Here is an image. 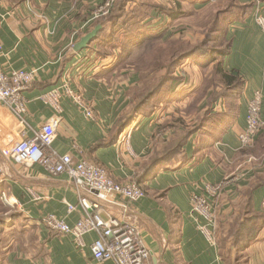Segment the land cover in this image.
Returning a JSON list of instances; mask_svg holds the SVG:
<instances>
[{"label":"crops","instance_id":"1","mask_svg":"<svg viewBox=\"0 0 264 264\" xmlns=\"http://www.w3.org/2000/svg\"><path fill=\"white\" fill-rule=\"evenodd\" d=\"M257 1L180 0L178 11L183 15L179 18L162 19L164 14H154L144 21L151 32L140 37L119 36L111 46L99 38L100 32L99 39L77 52L81 39L100 25L94 15L104 0H0V69L36 71L26 92L23 118L29 136L54 123L58 138L53 149L60 155L100 165L120 183L142 182L145 196L132 208L129 220L139 228L150 251L144 264H264V132L251 149H243L239 142L255 92L262 94L264 116V32L256 22ZM232 2L250 9L223 26L228 49L224 70L244 83L228 130L217 135L216 141L202 131L187 137L210 108L208 98L213 90L204 94L202 87L212 69L204 74L188 61L178 70L187 85L175 90L172 100L157 106L152 114L137 116L121 134L120 127L134 113L135 93L142 88L144 65L140 66L137 49L161 35L164 41L185 38L193 42L185 22L206 10L214 11V16ZM259 7L264 17V0ZM152 20L166 24L153 25ZM207 26L200 28L195 41L206 38ZM66 78L92 104L94 119H88L68 98L62 100V113L56 117L42 100ZM211 110L225 111L224 101ZM0 123L9 131L19 127L18 119L2 105ZM129 131L130 151L124 140ZM176 132L180 139L187 137L181 151L150 171L154 157L172 145ZM212 187L218 188L215 197L210 194ZM0 192V209L9 208L3 218L9 222V214L19 216L8 228L7 243L0 245V264H116L93 260L91 245L97 234H88L85 247L78 249L71 237L44 224L47 216H54L74 227L84 216L79 194L66 174L51 177L40 165L24 167L0 153ZM80 196L96 200L93 192ZM195 196L214 202L213 224L194 211ZM101 204L111 215L120 216L117 206ZM17 221L23 224L22 241L15 237ZM203 226L213 233V241L202 233ZM29 233L34 241L29 240Z\"/></svg>","mask_w":264,"mask_h":264},{"label":"built area","instance_id":"2","mask_svg":"<svg viewBox=\"0 0 264 264\" xmlns=\"http://www.w3.org/2000/svg\"><path fill=\"white\" fill-rule=\"evenodd\" d=\"M104 4L97 8L94 19L110 15L118 0H104ZM260 0L257 1L255 12L256 22L264 32V17L260 13ZM3 45L0 42V54ZM36 71L4 72L0 69V105L7 108L18 119L19 127L13 131L4 128L0 123V153L18 165L31 167L42 166L51 177L66 174L79 194V205L84 216L74 227H70L63 220L54 216H47L44 224L49 230L73 239L78 249L85 247V237L95 233L97 239L91 245L93 260L98 263L114 261L116 264H144L150 257V251L145 245L139 228L129 220V214L136 203L145 196L144 189L135 182L120 183L116 181L102 166L92 162L75 161L71 155H60L53 149L58 138L54 123L45 124L33 136L23 120L27 113L26 92L34 83ZM68 98L88 119H94L95 111L84 96L73 89L70 80L65 79L61 87L46 93L42 100L56 114L62 113L61 102ZM263 97L255 92L248 105L246 128L239 135V142L243 149L250 148L258 135L264 132V116L262 115ZM129 131L124 140L130 151ZM95 193L96 200H89L80 196L82 193ZM218 188L212 187L210 194L215 197ZM38 198L37 195H34ZM4 200L8 202L6 198ZM106 203L110 207L117 206L120 216L115 217L103 208ZM193 208L204 217L209 225L215 221L213 211L214 202L206 197L193 198ZM70 210L75 207L70 206ZM202 233L213 241V233L209 228L200 227Z\"/></svg>","mask_w":264,"mask_h":264},{"label":"trees","instance_id":"3","mask_svg":"<svg viewBox=\"0 0 264 264\" xmlns=\"http://www.w3.org/2000/svg\"><path fill=\"white\" fill-rule=\"evenodd\" d=\"M158 1L118 0L111 14L98 20L102 29L104 28L99 38H102L105 45H115L119 36L132 38L138 36V33L148 32L147 24H144V21L150 16L153 17L154 14L158 16L164 14L169 19H177L183 15L181 11H178L180 0H167L168 3L164 4H159ZM249 9V6H237L232 2L224 10L215 11L204 40L191 43L189 40L178 39L168 48H158L152 61L146 63L141 59V64L144 65L141 76L142 88L135 93L137 102L133 115L122 124L119 132L122 134L137 116L150 115L160 104H168L172 100L174 91L187 85L185 78L178 75V70L186 62L191 61L204 74L212 69L207 75L208 77L205 78L202 87L204 94L211 88L213 90L208 98L210 108L196 127L187 132V137L202 131L208 134L211 141H216L217 135L220 137L225 133L231 125L229 121L236 114V101L244 83L239 76L224 70L223 61L228 54V49L222 38L223 26ZM99 38L97 37V39ZM222 100L225 104V111L223 109L213 113L212 106H216V103L222 102ZM170 131L172 133H169V137L172 136L173 129L170 128ZM174 136L176 138L174 137L170 142L172 145L168 146L161 155L154 157L149 166L150 171L156 170L179 154L187 137L180 139L177 132ZM141 183L137 184L144 188ZM5 226L4 219H0V233L4 232ZM17 235L20 239L23 237L22 232ZM2 244L4 243L0 240V245Z\"/></svg>","mask_w":264,"mask_h":264},{"label":"rangeland","instance_id":"4","mask_svg":"<svg viewBox=\"0 0 264 264\" xmlns=\"http://www.w3.org/2000/svg\"><path fill=\"white\" fill-rule=\"evenodd\" d=\"M104 2H103V4H104ZM103 4H101V5H103ZM96 12L97 11H95V14H96ZM213 12L214 11H207V10L206 11H202L200 14L197 15V17H195L193 19H188L185 22L184 27L190 28L189 29V37H191V39H193V36H194V41L191 42V43L198 42V41H195V36L198 35V34L200 35V31L199 30H200L201 27L211 24V19L213 18V14H212ZM164 17L168 19V17H166L165 15L162 16V19H164ZM151 23H153V25H155V24H158L159 25V24H162L164 22H161V21H155V22H153V20H152ZM164 24H166V21H165ZM151 30H148V32H151ZM152 32H156L155 29ZM138 34H139V37H140L141 34L140 33H138ZM156 34L157 35H160V33H158V32H156ZM145 37H148V36L145 35ZM158 38L159 39H151L149 41V43H147L143 48H142V46H140V48L137 49V54L139 53L141 59L144 60L145 62L150 61L153 58V56L155 55V53H156V51H157L158 48H168L169 46L173 45V43H174L173 41L171 42L169 40H165L164 41L163 40V35H161V37H158ZM181 38H184V37H181ZM184 40H186V39L184 38ZM140 66H141V61H140ZM253 145L250 148H248V149L253 148L254 147ZM4 209H6L7 211L9 210L8 207H5L3 209H0V213L2 214L0 216V219H2L3 217H5L4 216V213H6L7 211L4 212ZM16 215H18V214L15 213V212L9 214V217L11 219L9 222H7V220L5 218H3L4 221H5V223H6V226H5L4 230H3L4 232L0 233V240L3 243H7V241H8V234H7L8 233L7 232L8 231V228L10 226H13L14 225V222L16 220H18V218H19V216L16 217ZM22 225H23L22 223H19L17 221V225H16L17 226V228H16L17 230L15 232V234H16L15 237L17 238L18 241H22L23 237H25L24 236L25 235L24 233H23V237L21 239L18 238V235H17V234L23 232L22 231V227H23ZM28 237H29V240L30 241H34V239H35V236H33L32 233H29V236Z\"/></svg>","mask_w":264,"mask_h":264},{"label":"water","instance_id":"5","mask_svg":"<svg viewBox=\"0 0 264 264\" xmlns=\"http://www.w3.org/2000/svg\"><path fill=\"white\" fill-rule=\"evenodd\" d=\"M102 30V26L98 25L92 32L87 34L81 39V41L76 45L75 51L80 52L89 47V45L98 37Z\"/></svg>","mask_w":264,"mask_h":264}]
</instances>
